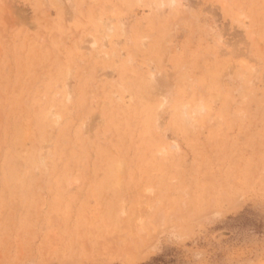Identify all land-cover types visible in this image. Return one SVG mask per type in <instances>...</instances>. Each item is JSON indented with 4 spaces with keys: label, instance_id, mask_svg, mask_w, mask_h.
<instances>
[{
    "label": "rangeland",
    "instance_id": "obj_1",
    "mask_svg": "<svg viewBox=\"0 0 264 264\" xmlns=\"http://www.w3.org/2000/svg\"><path fill=\"white\" fill-rule=\"evenodd\" d=\"M0 264H264V0H0Z\"/></svg>",
    "mask_w": 264,
    "mask_h": 264
},
{
    "label": "bare ground",
    "instance_id": "obj_2",
    "mask_svg": "<svg viewBox=\"0 0 264 264\" xmlns=\"http://www.w3.org/2000/svg\"><path fill=\"white\" fill-rule=\"evenodd\" d=\"M17 118V117H16ZM35 118V117H34Z\"/></svg>",
    "mask_w": 264,
    "mask_h": 264
}]
</instances>
